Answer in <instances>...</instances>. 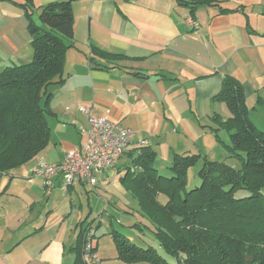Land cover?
Listing matches in <instances>:
<instances>
[{
	"label": "crops",
	"instance_id": "1",
	"mask_svg": "<svg viewBox=\"0 0 264 264\" xmlns=\"http://www.w3.org/2000/svg\"><path fill=\"white\" fill-rule=\"evenodd\" d=\"M55 1L63 0H32L38 23L40 7ZM70 1L74 46L66 53L65 82L51 98L50 142L0 174V264H74L81 229L97 230L88 222L89 193L111 199L107 183L120 177L124 162L100 174L94 187L75 181L65 189L57 176L49 195L35 175L41 162L58 163L86 143L88 120L79 106L120 122L134 141L147 140L156 161L171 164L176 155L228 158L211 129L215 114L231 116L214 99L226 76L243 84L251 118H260L254 114L264 105V0H215L193 15L177 0ZM24 3L0 0V72L33 59ZM190 15L196 30L185 22ZM95 245L101 264H129L118 259L115 243Z\"/></svg>",
	"mask_w": 264,
	"mask_h": 264
},
{
	"label": "trees",
	"instance_id": "2",
	"mask_svg": "<svg viewBox=\"0 0 264 264\" xmlns=\"http://www.w3.org/2000/svg\"><path fill=\"white\" fill-rule=\"evenodd\" d=\"M20 4L29 21L33 59L0 72V174L9 173L44 150L51 136L48 117L53 114L51 88L65 82L67 51L74 46V14L70 0L40 7L39 23L32 0ZM191 14L215 0H177ZM35 8V9H34ZM224 102L231 116L215 114L211 127L216 139L241 166L205 155H176L172 175L156 168L157 153L149 146H134L122 158L121 181L135 198L144 220L131 225L144 241V231L157 238L163 256L154 245L142 246L116 231L113 240L118 259L125 263L150 264H264V130L250 117L243 84L233 76L224 78L214 97ZM226 130L230 143L219 131ZM200 161L201 185L188 189L189 170ZM247 191L248 195H237ZM167 199L160 201V196ZM80 231L74 247V264L83 261L85 234ZM96 250V246H95ZM97 251V250H96Z\"/></svg>",
	"mask_w": 264,
	"mask_h": 264
},
{
	"label": "built area",
	"instance_id": "3",
	"mask_svg": "<svg viewBox=\"0 0 264 264\" xmlns=\"http://www.w3.org/2000/svg\"><path fill=\"white\" fill-rule=\"evenodd\" d=\"M185 22L192 30L199 28V22L192 15ZM78 108L87 115L88 128L83 130L87 134L86 143L69 151L62 161H43L35 170V175L43 179L47 195L51 194L53 180L57 176L64 181L65 189L75 181L94 187L99 175L114 168L130 148L147 145V140L144 139L134 141V132L120 122L109 120L105 116H93L86 106ZM95 237L96 230L88 227L83 246V261L86 264H101V258L95 250Z\"/></svg>",
	"mask_w": 264,
	"mask_h": 264
},
{
	"label": "rangeland",
	"instance_id": "4",
	"mask_svg": "<svg viewBox=\"0 0 264 264\" xmlns=\"http://www.w3.org/2000/svg\"><path fill=\"white\" fill-rule=\"evenodd\" d=\"M51 91L55 93L56 87L51 88ZM257 112H255V116H259L260 118H251L254 123L262 130H264V105H259L257 107ZM51 119V118H48ZM221 138L230 143V137L226 130H222ZM223 150L227 154L228 151L223 146ZM226 163L230 166L240 167L241 163L234 157L224 158ZM223 160V161H224ZM222 161V160H220ZM120 162H123L121 159ZM203 163L200 161L196 166L192 167L188 173V189H191L196 186H200L202 181L198 175V171L201 169ZM117 166V165H116ZM115 166V167H116ZM159 173L165 176H171V170L169 169L171 164H167L163 160L159 159L155 164ZM125 174V171L120 173V177L115 175L108 183L106 188V193L111 196L112 202H110V198L104 195H98L97 193H89V198L85 197V201L89 199L90 205L92 207L91 214L89 215L88 222L94 224L97 228L96 237L94 238V242L100 241V244H114L113 233L119 231L126 236L131 237L137 244L142 246L154 245L160 251V253L166 258L173 259L172 257L165 254V252L159 247L158 240L156 236L149 231L148 229L144 231V241H141L139 237L138 231L131 227V225L140 219V213L134 210L137 208V202L135 198L131 195L128 189L121 181V176ZM117 176V177H116ZM116 177V178H115ZM237 195H248L247 191H241ZM110 199V200H108ZM160 201L165 203L167 201L164 195L160 196ZM134 208V209H133ZM87 222V223H88ZM141 264H150L148 262H141Z\"/></svg>",
	"mask_w": 264,
	"mask_h": 264
}]
</instances>
